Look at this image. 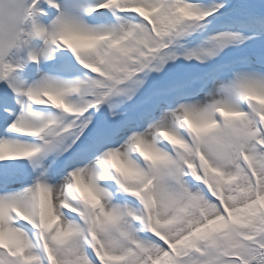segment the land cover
<instances>
[{"label":"snow or ice","instance_id":"1","mask_svg":"<svg viewBox=\"0 0 264 264\" xmlns=\"http://www.w3.org/2000/svg\"><path fill=\"white\" fill-rule=\"evenodd\" d=\"M0 264H264V0H0Z\"/></svg>","mask_w":264,"mask_h":264}]
</instances>
